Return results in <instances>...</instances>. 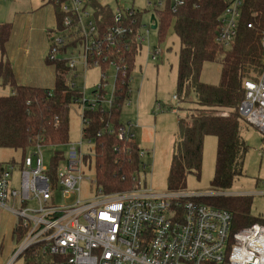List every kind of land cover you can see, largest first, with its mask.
<instances>
[{
    "label": "built area",
    "instance_id": "2783aa9c",
    "mask_svg": "<svg viewBox=\"0 0 264 264\" xmlns=\"http://www.w3.org/2000/svg\"><path fill=\"white\" fill-rule=\"evenodd\" d=\"M53 1H60L64 29L59 31L60 37L51 41L48 59L78 49L83 69L99 67L102 72L91 95L86 97L81 92L75 101L81 110L83 127L87 120L83 117L85 109H112L116 105V83L124 84L127 80L130 84L127 60L132 51L140 50L149 34L148 26L140 23L141 16L148 11H138L130 5L117 7L113 12L100 0ZM225 1L214 39L228 47L238 29L242 0ZM185 3L186 0H150L146 8L155 13L165 9L177 13ZM84 18L89 21L84 23ZM109 18V25L97 23ZM260 37L264 52V30ZM160 53L153 48L151 60L156 61ZM61 59H67L75 78L74 60ZM110 66L116 75L111 93H106L107 75L103 70ZM242 83L243 100L238 113L264 136V69L256 80L247 78ZM68 85L75 88L72 81ZM129 94L130 88L128 97ZM80 133L82 141L67 142L64 146L68 151L56 159L54 152L49 166L44 163L41 149L45 146L39 137L28 148L32 151H26L17 164L16 184L11 180L14 163L0 165V208L13 213L15 226L21 231L19 245L7 264H14L25 250L33 247L40 254L57 256L56 264H264V225L253 223L233 231L232 214L197 203L194 200L199 195H187L185 191L154 194L140 189L135 177L136 187L113 194L103 193L95 182L91 196L81 199V182L92 183L83 177L84 168L90 166V156L82 149L83 141L87 144L85 149L92 151L93 160L94 148L82 128ZM118 139L134 141L128 124L118 129ZM53 160L56 166L52 176ZM59 162L65 164L60 173ZM261 184L264 185V180ZM54 191H60L69 203L55 204Z\"/></svg>",
    "mask_w": 264,
    "mask_h": 264
},
{
    "label": "trees",
    "instance_id": "16d2710c",
    "mask_svg": "<svg viewBox=\"0 0 264 264\" xmlns=\"http://www.w3.org/2000/svg\"><path fill=\"white\" fill-rule=\"evenodd\" d=\"M59 3L51 0L56 17L55 29L62 31L63 14ZM95 3V2H94ZM225 0H186L177 13L170 10L156 12L157 40L163 38L171 25L179 40L176 98L186 102L193 95L194 104L187 116L177 120L178 139L173 142V151L167 178V190L182 191L190 172L199 176L202 164L203 139H216L215 168L210 190L218 193L227 191L235 179L242 175L244 157L248 151L242 132L248 124L238 113L243 100V81L256 80L264 69V52L260 45L264 30V0H242L241 15L234 39L228 47L215 41L218 18L225 9ZM98 10H102L95 3ZM104 13V12H103ZM102 21V19H100ZM97 22L109 25L111 18ZM250 24L251 27L247 25ZM10 34L9 26H0V81L8 85L11 93L0 96V148L21 151L33 146L37 139H43L46 147L64 146L68 141V113L71 105L81 97V92L70 88L74 77L67 65V59H48L46 64L53 68L54 82L51 90L17 84L10 62L5 58V45ZM137 51L129 55L128 72L131 74ZM217 62L220 75L217 85L200 81L204 63ZM127 80L116 83V105L110 110L91 111L85 109L86 124L82 131L90 138L94 148V178L103 193L113 194L136 187L139 156L142 150L134 141L118 139V129L124 124L119 114L128 98ZM53 159L61 158L62 151H54ZM51 174L55 172L52 161ZM197 203L228 210L232 214L233 231L261 221L249 216L251 197L205 195L196 197ZM260 224L264 225V222ZM15 240L21 231L15 227ZM22 264H56L58 257L40 254L37 247L21 254ZM211 264V263H207Z\"/></svg>",
    "mask_w": 264,
    "mask_h": 264
},
{
    "label": "rangeland",
    "instance_id": "374dc122",
    "mask_svg": "<svg viewBox=\"0 0 264 264\" xmlns=\"http://www.w3.org/2000/svg\"><path fill=\"white\" fill-rule=\"evenodd\" d=\"M5 1H16L15 9L12 8L11 10L22 11L23 13L20 14L28 16L19 18V25H8L14 38L11 50L6 49L5 58L10 61L11 65L18 64L20 69L31 77L32 81L42 80L43 86L51 90L53 74L52 68L46 64V56L51 41L61 36L59 31L55 29L51 3L48 0ZM147 1L150 0H100V3L108 5L113 12L117 7L124 8L130 5L138 11L142 9L148 11L141 16L140 23L148 26L149 34L135 55L129 85L131 92L126 103L120 109L119 117L124 125L128 123L136 146L142 150V155L139 156L138 161L140 166L136 175L139 179L140 189L145 188L160 195L168 192L167 174L173 151L172 145L178 139L177 120L187 116L189 109H192L194 104L191 102L193 95L188 96L186 102L174 97L176 95L175 81L179 40L174 33L172 22L163 41L157 40V16L151 8H146ZM7 16L5 14V18ZM82 21L87 23L89 20L84 18ZM27 47L31 57L24 59L23 55ZM153 48H158L161 51L156 61H152L150 56ZM77 50H68L65 54L59 53L57 57L74 60L77 75L72 83L78 91L83 92V95L88 97L91 95L93 87L99 84L102 72L99 67L83 69ZM38 57H41V61ZM11 59L14 60V63ZM201 69L200 81L217 85L220 75L219 64L207 62L203 64ZM103 72H106L107 75L104 85L105 91L111 93L116 74L111 66ZM10 92L9 86H3L0 81V96H6ZM67 119V142L80 143L82 141L80 133L82 118L81 110L77 104L71 105ZM245 126L242 137L248 146V151L244 157L242 175L235 179L231 187L227 191L218 193L210 190V182L214 176L217 144L216 139L208 135L203 139L202 164L199 176L190 172L186 177L185 188L182 191H185L187 195L235 197L236 194H243L251 197L249 216L264 222V185L261 184L264 180V136L253 126L249 124ZM86 146L87 144L83 141L82 149H84L85 154L90 156V166L84 168L83 177H87L92 183L89 180L81 182V199L89 198L95 188L93 153L88 148L85 149ZM26 150L27 152L32 151L28 148ZM41 150L44 163L47 166H49L54 151L60 150L64 154L68 151L65 146H52ZM20 158L21 151L0 148V163H14L15 169L11 177L14 184H16V178L19 175L17 164ZM64 165L63 162L58 163L57 171L59 173L63 171ZM53 195L55 204L65 205L69 203V200L63 199L60 191H54ZM10 233L11 230L6 234L0 232V264H6L10 260L12 252L19 245L18 241L11 238ZM22 263L23 258H19L14 264Z\"/></svg>",
    "mask_w": 264,
    "mask_h": 264
},
{
    "label": "crops",
    "instance_id": "0c3cea01",
    "mask_svg": "<svg viewBox=\"0 0 264 264\" xmlns=\"http://www.w3.org/2000/svg\"><path fill=\"white\" fill-rule=\"evenodd\" d=\"M1 2H3L2 5H1ZM48 2L51 3V0H48ZM15 5H16V1L0 0V26L3 23L6 24V25H19V20H20L19 18L28 17L27 15L20 14V13H23L22 11L16 12L15 10H11L12 8L15 9V7H14ZM51 6H52V4H51ZM52 9H53V6H52ZM5 14L8 15L7 18H5ZM52 14H54V10H52ZM54 23L56 24L55 14H54ZM10 34H9L6 42L4 43V45H5V55H6V49L9 51V50H11V48L13 46L12 44H13L14 36H13V34L11 32H10ZM50 45H49V48H50ZM48 52H49V50H48ZM23 56H24V59H26L28 57H31L30 56V50H29L28 47L25 49V52H24ZM38 58L41 61V57H38ZM1 59L2 58H1V50H0V61H1ZM12 61L14 63V60H12ZM10 66H11V69H12V75H14V79H15L17 84H19V85L20 84L28 85V86H32V87H36L37 86V87L46 89L43 86V84H42V80L32 81L31 77L29 75H27V73L25 74L24 71H22L20 69L18 64H13V65L10 64ZM47 66H49V65H47ZM49 67H51V66H49ZM40 68H42V67H40ZM52 74H53V68H52ZM53 82H54V74H53ZM0 165H1V163H0ZM15 223H16V218L13 215V213L11 211H6V210L0 208V232H2L3 234H6L7 232L9 233L10 230H11V233H10L11 234V238L15 239V237H14V230H15V227H16ZM10 257H12V256H10Z\"/></svg>",
    "mask_w": 264,
    "mask_h": 264
}]
</instances>
